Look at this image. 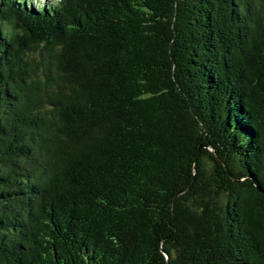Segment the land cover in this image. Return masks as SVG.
<instances>
[{"label":"trees","instance_id":"16d2710c","mask_svg":"<svg viewBox=\"0 0 264 264\" xmlns=\"http://www.w3.org/2000/svg\"><path fill=\"white\" fill-rule=\"evenodd\" d=\"M0 264H264V0H0Z\"/></svg>","mask_w":264,"mask_h":264},{"label":"rangeland","instance_id":"374dc122","mask_svg":"<svg viewBox=\"0 0 264 264\" xmlns=\"http://www.w3.org/2000/svg\"><path fill=\"white\" fill-rule=\"evenodd\" d=\"M50 1V0H49Z\"/></svg>","mask_w":264,"mask_h":264}]
</instances>
